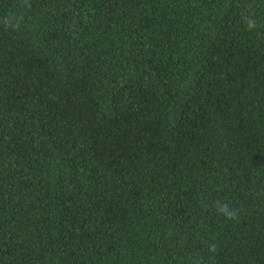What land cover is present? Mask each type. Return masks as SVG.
Here are the masks:
<instances>
[{"label": "trees", "instance_id": "16d2710c", "mask_svg": "<svg viewBox=\"0 0 264 264\" xmlns=\"http://www.w3.org/2000/svg\"><path fill=\"white\" fill-rule=\"evenodd\" d=\"M0 264H264V0H0Z\"/></svg>", "mask_w": 264, "mask_h": 264}, {"label": "clouds", "instance_id": "9594fccd", "mask_svg": "<svg viewBox=\"0 0 264 264\" xmlns=\"http://www.w3.org/2000/svg\"><path fill=\"white\" fill-rule=\"evenodd\" d=\"M249 26L251 27L252 25L250 24ZM216 208H217L218 213L221 216H223L226 221H228V220H234L237 217L236 210L230 209L228 203H222V202H219L218 201L216 203ZM214 247L215 246H213V250H214Z\"/></svg>", "mask_w": 264, "mask_h": 264}]
</instances>
